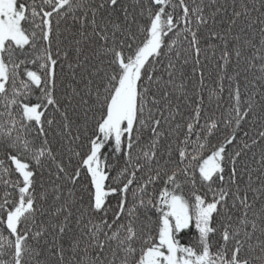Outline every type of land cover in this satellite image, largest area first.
Masks as SVG:
<instances>
[{
  "label": "snow or ice",
  "instance_id": "obj_1",
  "mask_svg": "<svg viewBox=\"0 0 264 264\" xmlns=\"http://www.w3.org/2000/svg\"><path fill=\"white\" fill-rule=\"evenodd\" d=\"M0 264H264V0H0Z\"/></svg>",
  "mask_w": 264,
  "mask_h": 264
}]
</instances>
